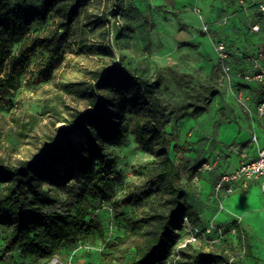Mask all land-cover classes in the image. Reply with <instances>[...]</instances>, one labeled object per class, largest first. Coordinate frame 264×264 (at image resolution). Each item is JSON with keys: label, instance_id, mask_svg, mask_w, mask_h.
I'll return each instance as SVG.
<instances>
[{"label": "rangeland", "instance_id": "rangeland-1", "mask_svg": "<svg viewBox=\"0 0 264 264\" xmlns=\"http://www.w3.org/2000/svg\"><path fill=\"white\" fill-rule=\"evenodd\" d=\"M25 2L28 7L41 5V0ZM113 7L119 9L116 18L109 16ZM240 8L237 0H204L198 5L190 0H86L70 26L50 76H44L45 69L51 66L48 54L38 47L14 85L0 91V163L16 165L19 161L41 158L49 147L47 136H57L58 129L65 126L64 119L71 120L77 112L92 111L86 101L66 94L63 85L73 82L92 85L94 73L116 67L160 80L157 95L170 112L167 130L178 135V145L189 144L188 152L179 157L191 166L200 165L205 137L227 124L237 123L240 111L251 119L247 104L237 97L241 89H249L236 83L242 81V72L224 71L211 41L214 37L228 38L221 27L223 19ZM101 13L107 14L102 24H88L97 21ZM59 21L55 13L45 21H35L14 43L13 51L35 36L49 38L59 33ZM98 47L105 51L104 55L99 54ZM99 94L109 101V121L120 129L117 140H99L105 156L103 175L98 178L75 172L63 190L43 185L47 195L56 198L53 207L63 214L73 213L76 197L83 194L103 228L105 240L93 235L55 252L58 258L71 264H115L104 255L108 252L106 242L127 236V219L142 217L159 202V196L152 194L138 205L124 203L127 196H139L150 188L145 169L156 161L160 149L157 142L144 146L137 140L140 129L136 125H143L146 119L140 101L114 82ZM260 105L261 100L256 103L255 131L264 135ZM113 109L118 111L112 114ZM249 125L252 127L251 121ZM70 139H82V136L75 133ZM169 155L174 157L172 152ZM177 166L181 171L177 186L186 191L185 169L182 164ZM92 168L97 171L96 165ZM208 226L212 224L198 226L196 218L182 217L175 230L177 243L163 264H173L178 258V248L191 237L196 242L187 245L190 250L224 255L242 264H253V259L258 258L264 264L261 240L245 232L240 223L235 221L227 228L213 225L222 230L221 237L215 233L205 237L203 233ZM233 229L235 232L231 233ZM242 235L251 245V256L239 242ZM16 255L17 252L4 251L0 237V264H14ZM49 260L19 264H48Z\"/></svg>", "mask_w": 264, "mask_h": 264}, {"label": "trees", "instance_id": "trees-1", "mask_svg": "<svg viewBox=\"0 0 264 264\" xmlns=\"http://www.w3.org/2000/svg\"><path fill=\"white\" fill-rule=\"evenodd\" d=\"M85 4L86 0H41L39 7H28L25 0H0V91L14 85L38 47L48 54L51 66L45 69L44 76H50L53 62L67 41L70 26ZM51 13L60 18V32L49 38L35 36L13 51L14 43L29 27L35 21H45ZM118 14V7H113L109 16L116 18ZM106 17L107 14L101 13L97 21L88 24H102ZM97 51L104 55L105 51L99 47ZM93 79L92 85L85 82L63 85L66 94L86 101L92 111L77 112L71 120L64 119L65 126L58 129L57 136H47L49 147L41 158L19 161L16 165L0 163V237L4 251L7 254L17 252L19 262L33 263L49 259L58 249L77 245L93 235L105 240L101 223L83 194L76 197L74 212L63 214L53 207L56 198H50L43 185L63 190L75 172L98 178L103 175L105 156L99 140H117L120 129L109 121V101L99 93L114 82L137 98L143 107L146 119L143 125H136L140 129L137 140L144 146L157 142L160 147L156 161L145 169L150 188L139 196H127L124 203L138 205L152 194L159 196V202L142 217H129V234L107 241L108 252L104 255L115 264H163L177 243L175 230L181 218L189 220L190 217L186 191L177 186L181 179L177 164L183 165L186 177L191 179L202 163L191 166L179 157L188 152L189 144L178 145V135L167 130L170 112L157 95L159 79L116 67L94 73ZM116 111L118 109L111 110L112 114ZM75 133L82 139H70ZM170 152L174 157H170ZM94 165L96 172L92 168ZM239 242L244 252L251 256L244 235L239 237ZM177 256L173 264H242L224 255L190 250L187 246L178 248ZM253 264L261 263L254 258Z\"/></svg>", "mask_w": 264, "mask_h": 264}, {"label": "crops", "instance_id": "crops-1", "mask_svg": "<svg viewBox=\"0 0 264 264\" xmlns=\"http://www.w3.org/2000/svg\"><path fill=\"white\" fill-rule=\"evenodd\" d=\"M237 1L241 4L240 10L234 15L226 16L223 19L224 25H221L222 29L226 30L228 38L214 37L211 41L223 42L229 50L236 53L225 62L230 70L254 72L257 65L264 67V12L258 10L260 5L264 6V0ZM190 2H196L198 5L204 3V0ZM255 24L258 25V30L251 31ZM236 83L238 86L249 88L241 89L237 97L247 104L252 120L240 111L237 123L227 124L219 131H212L210 137L204 138L205 153L200 158L201 163L214 162L215 165L211 170L198 171L191 179L185 176L186 199L190 216L196 218L198 226L204 227L209 223L212 226L227 228L236 221L245 232H251L255 238H259L264 248V191L261 188V180L252 182L246 189L237 186L230 195L214 197V185L219 175L237 168L242 155L248 158L255 157L257 149L264 146V135L255 131L257 128L255 121L258 120L255 114L256 103L264 99V82ZM250 121L252 127L249 125ZM253 137L256 142L253 141ZM230 147L237 148L238 152H230ZM249 246L251 247L250 244ZM14 262L20 263L17 257L14 258Z\"/></svg>", "mask_w": 264, "mask_h": 264}, {"label": "built area", "instance_id": "built-area-1", "mask_svg": "<svg viewBox=\"0 0 264 264\" xmlns=\"http://www.w3.org/2000/svg\"><path fill=\"white\" fill-rule=\"evenodd\" d=\"M260 12H264V6L260 5L258 7ZM225 21V20H224ZM258 25L255 24L251 27V31H257ZM204 31H206V27H204ZM213 50L217 57V59L223 64L224 71H229L228 65L224 64L231 57H233L236 53L232 50H229L223 42H214ZM242 82H256L262 83L264 82V67L258 66L254 72H243L242 73ZM259 114L264 116V99L261 101V105L259 107ZM253 141L256 142L255 137H253ZM230 152L237 153L238 149L235 147H230ZM222 156V155H221ZM216 160H218L216 158ZM215 163H202L198 168V171H206L214 168ZM261 180V188L264 191V146L258 148L256 151V156L253 158H248L246 155H242V160L240 161L237 168L232 171L221 173L218 177L214 185V197L217 198L220 195H230L235 188L238 186L242 189H246L252 182ZM187 220V218H186ZM196 234L199 232L195 229ZM230 232H235V229ZM215 233L218 237L222 236V230L220 228L214 226L206 227L203 235L208 237L210 234ZM196 242L195 237H191L187 241H185L180 248L186 247L188 244H192ZM48 264H71L62 261L58 256L53 255Z\"/></svg>", "mask_w": 264, "mask_h": 264}]
</instances>
